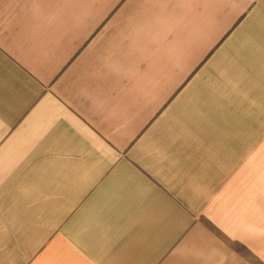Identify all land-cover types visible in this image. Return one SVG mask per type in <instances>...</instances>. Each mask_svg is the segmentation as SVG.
Instances as JSON below:
<instances>
[{
	"label": "crops",
	"instance_id": "crops-1",
	"mask_svg": "<svg viewBox=\"0 0 264 264\" xmlns=\"http://www.w3.org/2000/svg\"><path fill=\"white\" fill-rule=\"evenodd\" d=\"M0 264H264V0H0Z\"/></svg>",
	"mask_w": 264,
	"mask_h": 264
}]
</instances>
